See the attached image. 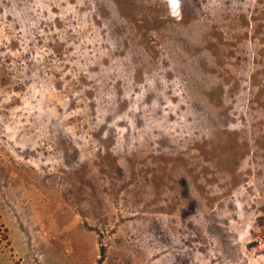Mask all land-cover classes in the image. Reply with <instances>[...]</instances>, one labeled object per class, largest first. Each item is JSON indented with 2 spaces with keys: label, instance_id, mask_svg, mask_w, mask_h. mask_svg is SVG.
<instances>
[{
  "label": "rangeland",
  "instance_id": "obj_1",
  "mask_svg": "<svg viewBox=\"0 0 264 264\" xmlns=\"http://www.w3.org/2000/svg\"><path fill=\"white\" fill-rule=\"evenodd\" d=\"M0 264H264V0H0Z\"/></svg>",
  "mask_w": 264,
  "mask_h": 264
},
{
  "label": "clouds",
  "instance_id": "obj_2",
  "mask_svg": "<svg viewBox=\"0 0 264 264\" xmlns=\"http://www.w3.org/2000/svg\"><path fill=\"white\" fill-rule=\"evenodd\" d=\"M170 7L176 11L179 8V0H169Z\"/></svg>",
  "mask_w": 264,
  "mask_h": 264
},
{
  "label": "trees",
  "instance_id": "obj_3",
  "mask_svg": "<svg viewBox=\"0 0 264 264\" xmlns=\"http://www.w3.org/2000/svg\"><path fill=\"white\" fill-rule=\"evenodd\" d=\"M103 252L105 253V248H103Z\"/></svg>",
  "mask_w": 264,
  "mask_h": 264
}]
</instances>
